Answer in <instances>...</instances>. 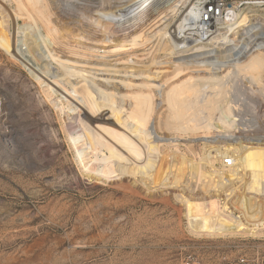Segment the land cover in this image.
<instances>
[{"label": "bare ground", "instance_id": "6f19581e", "mask_svg": "<svg viewBox=\"0 0 264 264\" xmlns=\"http://www.w3.org/2000/svg\"><path fill=\"white\" fill-rule=\"evenodd\" d=\"M4 1L0 0V42L8 54L23 60L17 44V25L23 20L27 25L23 27L24 42L32 39L38 50L45 49L39 57L30 50L35 60L47 58L48 64L56 63L62 69L51 76L36 71V78L67 98L61 104L74 112L78 129L74 125L70 128L69 139L84 174L101 182L130 175L148 191L179 189L188 175L198 180L203 195L192 197L182 187L176 197L186 208L187 227L193 234L254 236L264 227V207L260 211L264 205V131L251 127L254 134L246 138L230 132L241 127L238 114L242 105L230 95L234 83L240 81L248 91L264 94V29L256 20L260 17L257 12L264 11L257 6L264 1L236 5V18L220 20L215 31L205 36L200 32V22L194 19L203 0H8L12 10ZM176 13L177 18L171 21ZM105 40L116 46L126 40L141 47L147 46V40L148 45L157 41L155 50L160 51L172 46L173 59L167 62V69H156L161 77L172 70L174 76L163 82H176L160 85L148 81L135 87L138 84L128 82L126 86V81L119 84L111 77L90 76L87 68L118 69L107 62L119 64L117 59H109L118 56L116 46L109 48ZM232 41L240 49L229 48L231 51L224 54L230 57L228 60L211 59L215 56L212 53L221 49L220 44L228 48ZM157 50L151 55L154 64L163 62ZM186 55L193 57L181 58ZM127 87L135 92L124 91ZM156 89L164 98L178 100L180 119L167 120V129L179 132L185 140L200 139L202 152L198 158L179 148L161 151L162 129L150 126V115L155 114L157 106L153 94ZM213 131L217 134L212 135ZM213 136L219 138L207 140ZM229 156L233 162L226 165ZM223 195H232L230 203L239 213L237 217L227 213L229 200L220 204Z\"/></svg>", "mask_w": 264, "mask_h": 264}, {"label": "rangeland", "instance_id": "374dc122", "mask_svg": "<svg viewBox=\"0 0 264 264\" xmlns=\"http://www.w3.org/2000/svg\"><path fill=\"white\" fill-rule=\"evenodd\" d=\"M244 1L247 0L237 3L241 5ZM4 3L8 9H14L11 1ZM257 8L264 9V3ZM257 14L260 17L256 20L262 22L264 29V11ZM177 15L170 20H175ZM23 27L27 25L20 20L17 44L23 60L10 56L0 42V264H183L187 257H192L197 264H264V227L254 236L210 237L188 230L186 208L176 194L185 187V194L201 197L203 191L196 178L184 176L179 189L162 187L148 191L130 175L113 176L101 182L84 174L69 139L70 128L74 125L78 129L74 112L62 107V101L66 102L67 98L61 91L36 78V71L51 76L53 72L61 73L62 69L56 63L48 64L47 58L35 60L30 50L39 57L45 49L38 50L32 39L25 43ZM125 41L122 46L104 41L110 44L109 48L116 46L118 56L109 59H117L119 64L114 65V60L107 62L118 67L117 71L87 68L90 76L111 77L119 84L126 81V86L128 82L138 84L135 87L148 81L160 85L176 82H163L175 73L172 70L163 77L158 72L161 68L167 69V62L173 59L170 58L172 46L167 48L165 44L161 51L157 48L158 59L163 62L154 64L151 55L156 53L157 41L148 45L147 40V46L143 47L136 45L143 39L136 43ZM237 46L221 47L212 53L215 56L211 59L228 60L230 57L224 54L240 49ZM143 74L151 78L145 79ZM154 75L160 77L156 80ZM238 82L234 83L230 95L242 105L238 114L241 127L230 132L246 138L254 134L251 127L264 131V94L249 92L246 85ZM128 87L124 91L135 92ZM158 90L153 92L157 106L155 114L150 115V126L162 129L161 151L179 148L198 158L202 152L200 139L185 140L179 132L167 129V120L180 119L176 110L178 100L164 98ZM215 138L219 136L207 140ZM231 198L232 195H223L220 204L229 200L227 213L237 217L239 213L232 209Z\"/></svg>", "mask_w": 264, "mask_h": 264}, {"label": "built area", "instance_id": "2783aa9c", "mask_svg": "<svg viewBox=\"0 0 264 264\" xmlns=\"http://www.w3.org/2000/svg\"><path fill=\"white\" fill-rule=\"evenodd\" d=\"M243 1V0H241ZM248 1V0H247ZM239 0H203L201 8L198 10L197 16L194 18L200 22V32L205 36L207 33L215 31L217 23L225 19V12L232 9L236 12V5ZM245 2V1H244ZM234 5V6H233ZM233 158L231 156L225 158V164L231 165ZM183 264H197L192 257L183 260Z\"/></svg>", "mask_w": 264, "mask_h": 264}, {"label": "water", "instance_id": "95a60500", "mask_svg": "<svg viewBox=\"0 0 264 264\" xmlns=\"http://www.w3.org/2000/svg\"><path fill=\"white\" fill-rule=\"evenodd\" d=\"M236 18V12L232 9H229L225 12V19L232 21Z\"/></svg>", "mask_w": 264, "mask_h": 264}]
</instances>
